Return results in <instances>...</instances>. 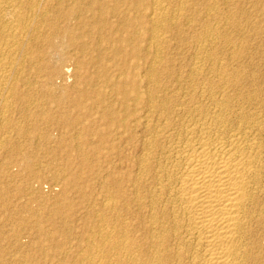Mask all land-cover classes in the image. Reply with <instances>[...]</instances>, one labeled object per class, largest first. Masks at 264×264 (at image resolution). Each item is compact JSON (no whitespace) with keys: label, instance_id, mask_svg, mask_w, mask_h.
I'll use <instances>...</instances> for the list:
<instances>
[{"label":"bare ground","instance_id":"6f19581e","mask_svg":"<svg viewBox=\"0 0 264 264\" xmlns=\"http://www.w3.org/2000/svg\"><path fill=\"white\" fill-rule=\"evenodd\" d=\"M199 2L201 13L196 7ZM219 2L0 0V174L7 177L0 178V212H6L0 224L8 222L14 228L9 235L0 234V242L18 241V230L26 228L33 236L48 239V245L40 240L33 245L42 254L59 251L57 233L46 230L41 221L46 217L56 223L64 214L61 204L67 195L85 194L89 183L81 182L71 164L66 170L50 167L65 154H51L45 147L87 143L82 133L91 123L80 125V117L91 118L94 113L92 122L112 118V105L106 110L109 117L99 108L117 95L122 103L130 98L134 106L142 103L138 117L142 119V155L135 160L136 177L131 183L132 192L142 185V191L137 187L141 195L137 190L131 201L142 213L133 210L126 197L119 203L124 196L117 192L108 194L103 203L109 216L103 204L96 210L90 203L84 210L78 246L63 249L70 264H264V75L256 71L258 61L252 62L256 53L251 48L223 47L221 21L239 12L232 7L233 13L225 11L226 18L220 19ZM197 11L198 29L191 18ZM254 31V36H264V27ZM142 32L151 57L143 63L141 56L128 62L132 57L128 47L138 51ZM185 36L193 45H186ZM171 39L176 42L168 49ZM172 50L186 59L184 69L172 70L173 61L166 57L174 56ZM90 66L97 70L90 73ZM128 66L135 69L132 75L126 72ZM126 83H132V88H124ZM99 84L109 91H87V86ZM123 111L124 107L118 122L127 118ZM58 130L77 134L56 137L53 132ZM33 144L51 156L46 165L41 167L44 161L21 151ZM73 161L80 171L88 169L82 157ZM26 177L32 181L20 180L11 195V185ZM47 181L52 183L51 194L46 190L44 198H56L51 207H34L27 199L18 210L12 209L10 200L25 185L38 188ZM55 189L57 195H53ZM3 252L0 247V264H7L2 261ZM34 255L19 261L26 264Z\"/></svg>","mask_w":264,"mask_h":264},{"label":"rangeland","instance_id":"374dc122","mask_svg":"<svg viewBox=\"0 0 264 264\" xmlns=\"http://www.w3.org/2000/svg\"><path fill=\"white\" fill-rule=\"evenodd\" d=\"M231 2H233V5H232ZM234 3H235V0H222V2H221L222 6L220 5V2L218 3L220 5L219 6V10H221L223 12L222 15L224 14L225 11H227L226 13H233L232 12L233 10L230 11V9L232 7H234V8H232V9H234V13L235 12L236 13L239 12V15L237 14L235 16L236 18L234 17L235 19L230 17L232 19H230V18L228 19L227 18V19H224V20L221 21V27L224 30V31L222 30L223 31V35H224V37H223L224 40L222 41L223 47L224 48L226 47L227 49H228V47H230L229 49H231V45H232L233 49L239 47V48L236 49V50H239V51L245 50L247 48H251L252 50H250V51H253V52L256 53V56L253 57L252 62H253V60L255 62L258 61L256 63L254 62L257 65V67L259 66L258 70H256V71L259 72L258 75H260V74L264 75V72H263V69H264L263 64L264 63L262 62V61H264V49H260V47L262 48V46L264 48V45H263L264 44L263 43L264 42V36L260 35V36L257 37V36L253 35V32H255L254 30L257 29V27L259 29H262L264 27V15H263L264 14V5H263L264 1L263 0H260V1L259 0H252V1H250V0H236V3L235 4ZM251 3L253 4V6H252ZM254 3H256V4L254 5ZM229 5L230 6L232 5V6L230 7ZM258 5H260V7ZM200 6H202L201 2H199V7H198V5L196 6L198 8V10L200 11V13H201L203 10L201 9ZM254 6L256 8L257 7L258 8L256 9ZM240 7H241V9H240ZM228 8H229V10H228ZM237 9H240V10L237 11ZM244 9H245V11H244L245 13H243ZM256 10H258L260 13L258 11L256 12ZM199 11H197V13H194L195 15H192V17H191L193 19L192 20V22H193L192 24L195 26V28L197 27V29L199 28V26H196L195 23L196 24H201V21L198 23L199 20H197L198 19L197 14H199ZM241 12L243 14H245V15H243ZM246 12H247V14H246ZM252 12H255V13H252ZM240 13L244 17H241ZM257 13H258V15L255 17L253 14L256 15ZM248 14H250V15L248 16ZM251 14L253 15V18H252ZM259 14L261 15V17L259 16ZM223 16H221L220 19L221 18L222 19L226 18V16H224V17ZM237 16L241 17V21L239 20V18ZM194 17H196L197 19L194 18ZM242 18L246 21V23L248 25L245 23V21ZM262 18H263V20H262ZM194 19H195V22H194ZM200 20H202V19H200ZM227 20H229V21H227ZM236 20H237V22L239 20L238 24L236 23ZM259 20H261L262 22L259 21ZM230 21H234L235 25L232 26V24H234V23L232 22L230 24L229 23ZM249 21H250V23H249ZM252 23L253 24L257 23L258 24V25L257 24L252 25V28H255V29L251 28L250 24H252ZM236 25H237L238 28L234 27ZM249 27L251 28L252 31L248 29ZM184 28H185V26L183 27V29ZM248 30H249V32H248ZM142 31H143V29H142ZM225 31H226V33L224 34ZM226 36H227V38H226ZM250 36H252V37H250ZM142 37L143 38L140 39L141 42L138 41V45L140 47L139 49H137L138 51L132 50V49H130L128 47V51L130 52V55L132 56L131 58L130 57L128 58V60H127L128 62H130V61L133 62V60H136L135 59L136 57H138V56L140 57L141 56L140 57V61L143 63V61H146L148 58L151 57V52L149 50H146V47H145L147 42H146V38H145L143 32H142ZM185 37L187 38L186 39L187 40V44H186V42H185V44L186 45H193V42L190 40V38L188 36H185ZM245 37H249L252 40H250L249 38L247 39ZM225 39H228V40H226L227 43L224 42ZM243 39H247V40L244 41L246 44H243V47H242L240 45H242L241 41H243ZM235 40H236V42H235ZM232 41H234V42H232ZM247 41H248V43H247ZM252 41H254V43ZM175 42H176L175 39L174 40L171 39L170 42H169V45H168V49L174 48L173 45L175 44ZM225 43H226V45H225ZM232 43L234 45H236V46L233 47ZM244 46L245 47L247 46V47L245 48ZM254 46L255 47L257 46V47L255 48ZM247 51H249V49H247ZM172 52H173L174 56H172L170 54H167V56H166L170 62L173 61V64L170 63V65H172L173 67L170 66V68L172 67V70H175L176 67L183 66L182 68L184 69V67L186 65V61H185L186 59H183L181 54H178L179 56L177 54H174L175 50H172ZM260 52L262 53L261 55L259 54ZM257 54H258V56H257ZM259 55H260V58H262V60L258 59ZM178 59H179V62H177ZM180 61H182V62H180ZM257 63H260V64L258 65ZM95 67L97 68V66H92V67L90 66L88 68L89 72L93 73L94 71H96L97 69ZM92 68H93V70H92ZM133 69L134 68H131V67L128 66V68H126V72L128 74L132 75L135 72V69L134 70ZM117 74H119V73H117ZM68 80L69 81H67V83H70L71 79H68ZM97 87L98 86H87V91L90 92V93H95L97 91H101V92L105 93V92H107V90L109 91V88L106 87V86H101L99 84V87L98 88ZM124 88H126V89L132 88V83L131 84L130 83L129 84H127V83L124 84ZM144 90H145V87L142 86V84H141L140 85L141 93ZM132 101H134V100H132ZM132 101H131V98H130V99H128L127 101H125L123 103L119 102L117 95H115V96L113 95V96L109 97L108 100L106 99V103H109L108 106H105V107L101 106L99 108L100 109L99 112L101 114H104L107 117H109L108 113L110 111L108 112L106 110L108 109V107L111 108V105H112L111 110H112V112H114V115L111 116L112 118H107L106 121H94V122H92V119H94V115H93L94 113L93 112H95V110H92L93 114L90 116L91 118H89V115L88 116H84L83 117L84 120H83V118L80 117V120H79L80 125H86V124L88 125V123H91V125L87 128V130L84 133H82V137H83V139H86L87 143L79 144V146H77V144L76 145L71 144V145H68V146L61 145V146H59L57 148H56L55 145L49 144L48 148L45 147L46 151H48V150L52 151V153L50 152L51 154H56V153L65 154L64 157L57 158L58 160L56 161V163L55 162L51 163L50 167H55V165H57L58 168L59 167H61V168L63 167L62 169L65 168V170H66L67 169L66 167L69 168V165L71 164V168L74 171L79 172L81 177L83 178V179H81V182L84 183L85 181H88L89 186L86 188L85 194H83V195L82 194H76V193L67 195V197L64 199V201L61 204L62 205L61 210H62V212L64 214H62L61 218H59L56 221V223L53 222V221H50L49 219H46V217L41 221L42 224H40V225H43L44 228H46V230L53 231V232L57 233V237L55 239V245H56V247L59 246V249H58L59 251H55L54 249H52L49 252V254H46V255L42 254L39 251V249L35 248L33 245L38 240H40V242L44 241V243H46L48 245V239H39L36 236H33L32 232L29 229L21 228L19 230L17 229L19 231V233H20V238H19L18 241L10 239V240H5V241H1L0 242V247L4 250V252H3L4 254L2 255V261L3 262H6L7 264H18V263L21 264V263H24V261L20 262L19 261L20 258H21V260L22 259L25 260V259H28L33 254H35L34 255V259H31V261H28L27 262L28 264H59L60 262H61V264L62 263L70 264L71 263V258L68 255H66V257H65V254H63V249L68 248L69 245H72L70 247H73V248L78 246L79 237L82 234L81 225L83 224V221H84V215H85L84 210H85V208L89 207V205L91 203V204H93L94 208H96V210L97 209L98 210L102 209L103 205L105 206V204H103V203L104 202L107 203L106 201H107L108 194L115 193V192L121 193L124 196L123 199L119 203L124 202L125 197H126V199H129V203H130L136 197L135 196L136 195L135 192L138 189L140 191H142V189H141L142 185L141 186H137L138 189H137V187H135L136 190H134V192H132L134 187L131 188L132 180H133V178L136 177V172H135L136 171V164H137L138 160L140 159V157L142 155V153H141L142 152L141 151L142 150V147H141L142 146V144H141L142 143V125H141L142 124V119L138 118L140 116V114H142V109H141L142 108V103L140 101L139 103H137V105L134 106V104H132ZM133 103H135V101ZM117 104L118 105L120 104V106H118ZM124 105L125 106L127 105V107H125ZM122 107H124L126 109V111H125L126 113L123 111L125 113V115L126 114H128V115H127V118L124 119V121H119L118 122V118L117 117L121 116V112L120 111H121ZM132 108H134V111L136 112L135 114H134V111H133ZM104 109H105V111H104ZM131 112H132V115H131ZM14 116H15V114H14ZM73 117H75V116H73ZM15 118H16V116H15ZM139 119H141V120H139ZM82 121H84V122H82ZM125 121H126L127 125H126ZM121 122H123V123H121ZM136 126H137V128H136ZM116 127H118V129ZM129 127H130V130H129ZM131 128L132 129L134 128V132L135 133H133V130ZM114 129H116V130H114ZM122 129L123 130L125 129V132ZM76 134H77L76 132H72V131L69 132V131H64V130H58V131H54L53 132V135L54 136L56 135V137L59 136V135L64 136V137H71L72 135H76ZM134 134H135V136H134ZM11 135H12V137H14L13 133ZM74 146L77 147V148H75ZM37 147H39V146H34V144H33V146L32 145H30V146L28 145V146H24L21 149V151L26 153L27 156L31 157V159H34L35 161H44V162L40 163V165L42 167V165H46V162L49 161V158L51 156L49 154H47L46 151H45L46 154L44 153L45 155H43V151L40 148H38V150H37ZM42 148H44V147H42ZM28 153H29V155H28ZM100 154H101V156L102 155H104V156L105 155H109L110 158H107V159L103 158V157L99 158L98 155L100 156ZM131 154H133V155H131ZM129 155H131V156H129ZM138 155H140V157H138ZM66 156H68V157H66ZM79 157H82V161H84V162L86 160L85 163L88 164V169L80 171V168H79V166L77 164V161L76 162L73 161V160H79ZM36 158L39 159V160H37ZM68 158L71 159V161H69ZM2 161L0 159V163ZM41 167L39 166V168L41 169L40 170L36 166L35 170L38 169L41 172L43 171L42 173L44 175H46L45 171ZM39 174L41 175L40 172H39ZM27 175L28 174H26V176ZM107 176H111V177H107ZM0 178L7 179V177L5 175H3V174H0ZM112 178H113V181H112ZM20 180H27L29 183L32 181L31 177H26L25 179H18L16 181L15 185H11V188L9 189L11 191V193H10L11 195L14 194L13 193V191H15L14 189H17L16 187L21 185L22 182H20ZM61 182H63V180H61ZM49 183H51V182H48V181L44 182V183H42L41 186H38V188H37L36 184H34V185H32V184L25 185L26 189L24 191L20 192V195L17 196L16 199H14V200L11 199L10 200V205L12 206V209L13 210H18L20 208V206L22 205L21 203L24 202L27 199H31L32 200L31 203H32V206H34V207L40 206L39 204H41V205H43L45 207H51L52 204H53L51 202V200H55L56 198H51V199L50 198L49 199H45L44 198L47 195L51 194L50 193V185H49ZM29 189H32V190H29ZM46 190L48 191V193H47ZM139 190H138L139 194L136 192L138 196H140L141 193H142V192H139ZM108 191H111V192H108ZM32 193H34V194H32ZM46 193H47V195H46ZM57 194H58V191L55 189L53 195H57ZM42 199H43V201L41 202ZM134 206L135 205L132 203L131 207H133L132 208L133 210L135 209L137 212L142 213V210L139 211V209H136V207H134ZM103 210H104V212L107 210L106 206L103 208ZM106 213L107 212H105V214ZM5 214H6V212H5ZM5 214H4V211L0 212V220L1 221L5 218V216H4ZM107 214L109 216V213H107ZM22 215L30 217V214H28V213H22ZM94 220L95 219H93L92 221H94ZM61 223H64V226ZM10 230L13 231L14 228L8 222L5 223V224H0V234L2 236L11 234L12 232H10ZM67 231L69 233H67ZM71 238H72V240H71ZM68 242H70V244ZM24 243H25V245H24ZM19 248H21V249H19ZM12 256H13V258H12ZM57 257L60 258L62 261L60 259L58 260ZM57 262H59V263H57Z\"/></svg>","mask_w":264,"mask_h":264}]
</instances>
